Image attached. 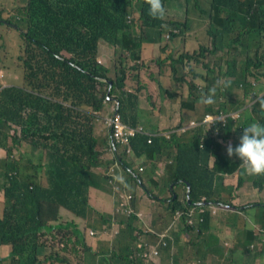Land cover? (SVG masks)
<instances>
[{
	"label": "trees",
	"instance_id": "obj_1",
	"mask_svg": "<svg viewBox=\"0 0 264 264\" xmlns=\"http://www.w3.org/2000/svg\"><path fill=\"white\" fill-rule=\"evenodd\" d=\"M162 4L165 16L154 19L144 0L0 2L4 11L0 23L6 26L0 25V40L5 36L13 44L6 62H19L25 68L19 78V65L9 68L13 70L6 79L14 80L4 79L6 85L0 88V147L6 151V158L0 161V189L5 196L0 245L11 244L7 259L13 264H91L93 259L92 264H183L186 259L216 264L208 258L207 245L210 249L218 241L208 213L199 226L204 245L189 239L195 229L185 214L181 215L180 232L168 230L161 220L151 221L147 230L139 219L131 224L125 217L118 221L116 236H98V243L103 240L98 246L87 241L86 229L97 224L111 228L114 223L102 217L93 224L92 215L99 213L91 207L90 196L100 193L102 187L93 170L107 172L115 162L117 172L123 169L130 174L126 182H118L117 193L133 191L136 183L144 186L145 179L158 181L164 174L166 183L173 184L176 191L180 184L186 192L183 181H189L191 199L204 195L211 201H227L233 189L240 196L252 187L260 193L257 205L264 206V175L244 174L240 160L226 155L229 140L237 146L244 127L252 122L264 125V109L258 103L264 97V0H162ZM182 8V18L169 15ZM19 34L22 41L17 40ZM106 42L121 54L112 67L97 58L99 45ZM237 46L246 51L247 61L236 62L231 48ZM179 48L186 54L176 52ZM253 49L254 53L248 52ZM167 62L176 72L184 67L183 62H192L190 74L198 77V83L204 81V88L199 90L194 81L188 87L178 79L164 84L155 69L164 68ZM142 71L148 72L149 80L142 79ZM221 77L226 79L224 99L220 97ZM234 89L241 90L242 100ZM227 92L234 94L231 100L226 98ZM107 93L118 100L123 121L136 129L142 124L145 129L160 130L154 116L157 109L164 108L178 112L174 115L179 120H173L169 128L190 126L192 121L194 125L180 136L156 135L151 143L148 135L135 129L121 144L105 125L95 132L96 114L100 115ZM209 95L214 102L201 103ZM245 98L250 99L249 104L243 102ZM139 99L146 107H138ZM208 113L228 115L206 128L199 121ZM24 146L28 156L40 151L37 162L14 155L15 147H22L23 153ZM143 154L155 170L140 171L135 166L132 156ZM232 173L237 176L235 188L233 184L224 188L225 174ZM109 177L103 176V181ZM170 201L172 209L189 205L187 198L176 195ZM60 206L84 219L85 225L61 223ZM231 226L236 240V225ZM138 244L155 246L157 254L137 262L134 250ZM5 260L0 257V264Z\"/></svg>",
	"mask_w": 264,
	"mask_h": 264
},
{
	"label": "clouds",
	"instance_id": "obj_2",
	"mask_svg": "<svg viewBox=\"0 0 264 264\" xmlns=\"http://www.w3.org/2000/svg\"><path fill=\"white\" fill-rule=\"evenodd\" d=\"M145 3L148 4V15L151 16L154 19H163L165 16V8L164 5L162 4V0H144ZM4 16V11L0 10V21L3 20ZM15 27V26H14ZM23 29L25 27L23 26ZM203 30V29H200ZM15 43V42H14ZM16 44V43H15ZM104 44H108L107 42ZM110 45V44H108ZM112 46V45H111ZM116 52L117 51V48ZM199 49V47H198ZM232 51L231 53H235L234 58L237 60L236 62H244L249 59L248 55L243 53L246 52L244 51L241 46H237L236 48H231ZM248 52H253L254 49L250 50ZM181 54H186L185 49L181 50ZM120 52H118V60H120ZM221 55V54H219ZM99 62H102L103 59L100 56H97ZM223 58V57H222ZM105 61V60H104ZM214 61V60H213ZM221 62H223L221 60ZM107 63V62H106ZM115 64V63H114ZM170 62H167L166 66L163 67H158L155 69L156 74L157 72L162 75V80L164 84H173L174 80L178 79L181 80L183 83H185L188 87H190V84L192 81L198 83V77H192L190 74V65L192 62H183V68H177V72L170 67ZM14 65L17 66L19 65L20 67V74L17 78L22 77L23 73L25 71V68L20 66L21 64L19 62H14ZM6 66V64H4ZM2 67V69L4 68ZM199 67V66H198ZM168 68L170 69V75H168ZM1 69V70H2ZM204 70V69H203ZM143 72L142 71V79L143 80H149V78H144L143 77ZM148 74V72H146ZM149 76V74H148ZM169 76L172 77L171 81ZM6 79V74L5 73H0V88L5 86L6 83L4 81ZM11 79L14 80V77ZM11 79L7 81H11ZM224 79L221 77L219 86L220 89L224 87V91L226 90V86L224 84ZM228 80V79H227ZM252 78L250 79V81ZM170 81V82H169ZM223 82V85H220ZM231 82V80H230ZM10 85H12L11 82H8ZM152 83H155L156 85L158 84L157 80L153 79ZM204 88V81L198 83V89L202 90ZM173 89H175V85H173ZM213 93L215 92V89L212 90ZM108 95V93H107ZM112 98H115L114 96H109L107 97L108 100L114 101L116 103V108H113L114 115L111 117H101L98 115L97 112L96 114V120H99L101 122L102 127L104 125L108 127L110 135L112 137L114 136V133L112 129L107 125L106 119L107 118H112V117H117L118 120L125 126V129L130 130V129H136L134 126H130L126 124L123 119L122 115L118 112V102L113 100ZM140 100V99H139ZM214 101L212 99V96L209 95L207 97H202L201 103L204 104H212ZM250 102V101H249ZM246 103V104H249ZM258 103L260 105L261 109H264V97H260L258 99ZM144 106L146 107V103L144 102ZM141 107L142 106H138ZM159 110V109H157ZM156 110V111H157ZM161 111V110H159ZM161 112H166V109L164 108L163 111ZM239 113L236 112L235 114ZM156 115V114H155ZM228 114L226 113H221L218 116H214L211 113H208L205 115V117L199 121V124H205L206 128H210L211 126L216 125V121L220 120L222 118H226ZM155 117V116H154ZM155 119V118H154ZM96 120L94 124H96ZM155 121L158 123V127L161 128L160 130H156L155 128H150L145 129L142 124L137 125V131L148 135L147 141L151 143L152 138L156 135L164 136L166 138H171L173 135H182L187 131V129L190 127L192 128L194 125V121H192V124L190 126L188 125H183V126H177L174 128H169L170 125L165 126L162 122ZM19 132V129H18ZM99 131H97L96 134H98ZM116 138V137H115ZM121 144L127 141H118ZM2 150L3 148L0 147ZM129 152L130 150L127 149ZM3 154L0 156V158H6V154L4 156V152L6 151L3 149L2 150ZM226 155L228 157L236 156L243 167L244 174L246 175H251V176H260L264 175V125H261L259 122H252L250 123L247 127L243 128V133L239 138V144L235 147H233L231 144H228L226 146ZM111 155L108 156V158ZM143 163V162H142ZM115 166H119L118 162H115L110 169L107 172H104L101 168H96L93 171L95 174L99 176V180H101L100 186L101 189L99 190L100 192H105L107 191L109 193L110 197V202H111V209L107 211H102L98 208H95L92 204V199L93 196H90V205L91 207L98 212L99 214H111V219L113 220V224L111 228L106 227L103 224H97L95 227H89L86 229V239L90 244H93L94 246H98L101 243H103V240L101 242H97V237L102 236L103 239L106 238H112L113 236H116L119 231L120 225L118 224V221L121 218L129 217L131 224H135L136 219H139L141 224H145L147 227V230L150 229L149 223L151 221L157 220V214L162 213L164 209H168L170 212V217L166 221V225L168 230L173 231L176 229L178 232H180V219L181 215L185 214V216L188 218V221L193 224V229H195V232L193 231L192 234H189V239L192 238V235L194 234V239L196 242H200L204 245L202 242V239L204 238V232L200 231L199 226L204 222V214L208 213L210 215V220H209V225H211L212 222H216L219 227L221 228V232H226V236L224 238L216 236L214 238H218V241L216 242L215 245H213L210 249L209 245H207V250L209 251V254H214L218 255L216 257V261L214 263L217 264L219 261L220 264H264V218L261 216L260 218H256L254 220H249L246 215V211L248 210V207L251 206L252 204H256L259 202L258 197L260 196V193L257 188H255L256 196H257V201L254 203L251 202H243L241 204L235 203L238 197L237 193L232 196L227 201H220V200H215L211 201L206 198V196L202 195L198 198H189V187H190V182L189 181H183L187 185V191L185 192L184 196H181L180 192L174 189V185L170 184L168 185L164 179V174L162 177L158 179V181H153L151 179L150 182H148L146 179L144 181V186H141L142 193L137 195L134 193V191L131 190H125L121 193H117L116 189L118 187V182L120 180H123L126 182L128 180L125 176L126 172L123 169H119L118 172H122V176L118 177V172L115 170ZM142 167V169H140ZM147 168L139 165V170L143 171ZM106 175H109L110 177L106 179V181H103V176L105 177ZM229 177H235L236 178V183H237V176H235L233 173L232 174H225L222 186L225 188L226 186L230 185L224 182L226 178ZM139 184V183H138ZM166 184L167 190L169 194L165 192H161L160 188H162ZM234 188H235V184ZM248 190H253L252 187L249 188ZM254 191V190H253ZM0 193L2 195V202H5V196L4 192L2 189H0ZM130 195V198L128 200H125L124 196ZM173 195H176L177 197L180 196L181 199L187 198L189 200V205L183 204L181 208H173V201H170L171 198H173ZM134 199L135 202H134ZM142 204H145V207H148L149 209H144L142 208ZM1 205V204H0ZM113 205V209H112ZM255 214V213H254ZM94 216V215H92ZM226 216L225 220V227L222 226L223 218ZM58 217L59 221L61 223H66V222H71L74 221L77 224H84L85 225V220L80 218L78 215H76L74 212L71 210L60 206L59 211H58ZM96 223V220H94L93 224ZM236 225V230L238 233V239L234 240V235L232 233L233 227L231 224ZM44 230V228H43ZM44 234L47 236H50V232L44 231ZM127 238V235L125 239ZM124 239V240H125ZM228 249L227 258L221 259V253H222V248ZM0 248H5L7 250L6 254H0L1 258H5L6 260L4 261V264H13L10 259H7L8 256L10 257L11 251H12V246L11 244L7 243L4 245H0ZM154 250H157L155 246H150L149 244H138L135 247V256L137 259V262H144L146 259L150 260L153 258L156 254H154ZM208 254V255H209ZM209 257V256H208Z\"/></svg>",
	"mask_w": 264,
	"mask_h": 264
},
{
	"label": "rangeland",
	"instance_id": "obj_3",
	"mask_svg": "<svg viewBox=\"0 0 264 264\" xmlns=\"http://www.w3.org/2000/svg\"><path fill=\"white\" fill-rule=\"evenodd\" d=\"M14 1L15 0H0V2H5V3H7V2H12L13 3ZM169 15L170 16L176 15V16H179V17L182 18L183 15H184V8L180 9L179 11L172 10L169 13ZM0 25L2 27H6L3 23H0ZM204 26H205V23H203L202 26H200L199 29H202ZM8 31L11 32V29L8 28ZM17 40L18 41H22L21 38H20V34L18 35V39ZM12 50H13L12 42L9 40V38H7L5 36H2V39L0 40V73L8 74V73L12 72L13 69H9V68H12L13 66H15L14 62H9V61L6 62L7 59L10 58V54H11ZM180 51H181V48L176 50V52H180ZM5 55H7L8 57H5ZM100 55H101L102 59L105 60L110 67H112L114 65V63L118 60V52H116L115 47L111 46V45H108V44H100L99 45V50H98L97 56H100ZM221 55L224 58V54H221ZM210 58H212V57H210ZM4 64H6V67L2 69ZM110 73H111V75L114 76V72L113 71H110ZM168 73H169L168 75L171 74L169 68H168ZM143 77L144 78H149V76H148V74L146 72H143ZM169 78H170V81H171L172 77L169 76ZM11 81H13V79H11ZM153 85H156V84L153 83ZM220 85H223V82ZM220 92H221V95H220L221 99H224V96L222 94V92H224V87H222L220 89ZM234 92H236V94L238 95V99L242 100L241 90L240 89H234ZM233 95H234L233 93L227 92L226 93V98L231 100L233 98ZM245 101H246V103H248L250 101V99L249 98L243 99V102H245ZM144 105H145L144 101L142 99H140L139 100V106L143 107ZM116 106L117 105H116V103L114 101H111V100H108V99L104 100V103L102 104V107L99 110L100 116H102V117H111V116H113L114 115L113 108L114 107L116 108ZM174 113L178 114V112H176L174 110L171 111L170 113L168 112L167 109H166V112H161V111L157 110L156 111V115H155L154 118L157 121L162 122L165 126H168V125H170L173 122V120H179V117H176L174 115ZM240 113L241 112L239 111V113L235 114L236 117H239ZM97 122L101 123L99 120H96V125H98ZM156 124L158 125L157 122H156ZM233 139L237 140L238 137L237 136H233ZM229 144H231V145L233 144L232 140H229ZM25 148H26V146H24V152L22 153L21 152L22 147L20 148V150L17 147H15V149L18 152L15 151L14 155L15 156H23V159H25V160H30V161H33V162H37V159H38V157L40 155V151L39 150L35 151L31 156H28L25 153ZM5 154L6 153L4 152V156H5ZM132 157H133V163L135 164V166L139 167V165H142L144 167H146V166L149 167L151 170H155V166L152 164L151 160L146 157V155H144V154L141 155V156L133 155ZM2 159L3 158H0V161H2ZM121 176H122V172H118V177H121ZM125 176H126V178H130V174L129 173H126ZM44 181L45 180L43 178L42 182H44ZM224 182L227 183V184H236V178L235 177H229V178H226L224 180ZM176 186L178 187V191L180 192L181 196H184L185 195V188L181 187L180 184H176ZM235 189H233L232 196L236 194ZM133 191L137 195L141 194L142 190H141L140 184L136 183L135 187L133 186ZM160 191L169 194L166 184L162 188H160ZM103 194L106 196L109 193L107 191H105ZM255 201H257L256 192L253 191V190H246L240 195V197L237 198L235 203H237V204H241L243 202L254 203ZM0 204H1V210H0V215H1L2 214V209L5 206V203L0 202ZM263 211H264V206L263 205L252 204L251 206L248 207V210L246 211V215H247V218L249 220H254L256 218H260L262 216ZM93 217H94V219L97 222H100L102 217L111 218V214H95ZM225 220H226V216H224V218H223V222H222L223 223L222 224L223 227H225V224H224ZM195 240H197V238H195ZM102 247H105V245L102 244ZM222 250L223 251L221 253V256H222L221 259H225V258H227L226 252H228V249H225L223 247ZM173 252H175V250L172 251V253ZM6 253H7V250L5 248H0V254H6ZM216 257H218V255H214V254L211 253L209 255L210 262L211 263L215 262L216 261ZM94 261H95V259L91 260V264ZM183 264H198V263H193L190 259L189 260L186 259V260L183 261Z\"/></svg>",
	"mask_w": 264,
	"mask_h": 264
},
{
	"label": "crops",
	"instance_id": "obj_4",
	"mask_svg": "<svg viewBox=\"0 0 264 264\" xmlns=\"http://www.w3.org/2000/svg\"><path fill=\"white\" fill-rule=\"evenodd\" d=\"M98 123V122H97ZM102 128L101 123H98V125L95 124V132L97 133V131H99V129ZM3 150V149H2ZM2 150L0 149V156L3 154ZM108 156H105L104 159H107ZM103 168V166H102ZM104 192H100L98 194H95L93 196L92 199V204L95 208H98L102 211H107L111 209V202H110V197L109 194L108 195H104ZM3 198L2 195L0 193V202H2ZM112 209H113V205H112ZM170 217V212L168 209H164L162 211V213H158L157 214V220H161V223H166L167 219ZM211 228L214 229V231L216 232V234L222 238H224L226 236V232H221V228L219 227V225L214 221L211 223ZM194 234L192 235L193 239H194ZM210 255V254H209ZM208 255V256H209ZM209 258V257H208Z\"/></svg>",
	"mask_w": 264,
	"mask_h": 264
},
{
	"label": "built area",
	"instance_id": "obj_5",
	"mask_svg": "<svg viewBox=\"0 0 264 264\" xmlns=\"http://www.w3.org/2000/svg\"><path fill=\"white\" fill-rule=\"evenodd\" d=\"M107 125L112 129L114 136L118 141H127L126 134H133L135 129L127 130L125 129V126L118 120L116 117L107 118L106 119ZM142 169V167H140ZM125 200H128L130 198V195L124 196ZM158 250H154V254H157Z\"/></svg>",
	"mask_w": 264,
	"mask_h": 264
},
{
	"label": "water",
	"instance_id": "obj_6",
	"mask_svg": "<svg viewBox=\"0 0 264 264\" xmlns=\"http://www.w3.org/2000/svg\"><path fill=\"white\" fill-rule=\"evenodd\" d=\"M110 83H111V82H110ZM108 97H109V95H108ZM112 99L118 102V100H117L116 98H112Z\"/></svg>",
	"mask_w": 264,
	"mask_h": 264
}]
</instances>
